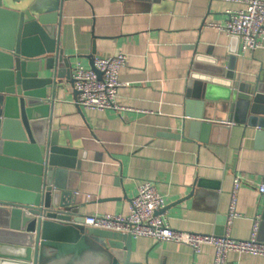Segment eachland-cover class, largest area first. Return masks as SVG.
Wrapping results in <instances>:
<instances>
[{
	"label": "crops",
	"instance_id": "obj_1",
	"mask_svg": "<svg viewBox=\"0 0 264 264\" xmlns=\"http://www.w3.org/2000/svg\"><path fill=\"white\" fill-rule=\"evenodd\" d=\"M244 6L243 0L65 2L60 47L73 73L78 63L92 68L98 57H128L116 98L126 110L80 109L66 80L53 100V127L62 140L69 134L80 161L64 183L75 185L86 216L128 215L139 185L150 181L165 199L160 214L172 228L221 235L241 176L231 235L248 239L258 220L264 242V136L231 121L228 103L207 100L190 85L197 56L217 60L240 84L264 83V42L243 51L240 37L219 28ZM213 94L219 99L223 91ZM206 121L229 129L205 130ZM131 255L142 264H213L215 250L204 245L196 253L184 243L132 236ZM225 264H264V257L232 252Z\"/></svg>",
	"mask_w": 264,
	"mask_h": 264
},
{
	"label": "water",
	"instance_id": "obj_2",
	"mask_svg": "<svg viewBox=\"0 0 264 264\" xmlns=\"http://www.w3.org/2000/svg\"><path fill=\"white\" fill-rule=\"evenodd\" d=\"M66 1L0 0V264H142L132 260V235L84 224L76 187L64 183L80 166L69 134L62 140L53 127V100L64 80L74 82L60 47ZM190 85L264 136V83L240 84L217 60L197 56Z\"/></svg>",
	"mask_w": 264,
	"mask_h": 264
},
{
	"label": "built area",
	"instance_id": "obj_3",
	"mask_svg": "<svg viewBox=\"0 0 264 264\" xmlns=\"http://www.w3.org/2000/svg\"><path fill=\"white\" fill-rule=\"evenodd\" d=\"M242 9L230 13L225 25L219 28L228 35L242 39L243 51L261 47L264 42V0H243ZM128 64L125 53L94 61L93 68L78 63L75 67L72 88L77 92L76 103L85 109H114L122 112L127 107L117 103V93L122 85L120 71ZM241 176H236L231 191L226 231L222 235L202 234L172 228L160 212L166 202L155 183L147 181L139 185L136 196L131 201L128 215L103 214L86 216L84 224L90 227L130 234L133 237H148L157 241H172L190 246L194 252H200L204 245L214 247L213 264H225L232 252L264 257V242L258 239L259 223L256 220L248 239H236L231 235V226L239 215L237 211ZM264 193V184L260 187Z\"/></svg>",
	"mask_w": 264,
	"mask_h": 264
}]
</instances>
